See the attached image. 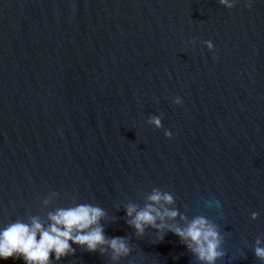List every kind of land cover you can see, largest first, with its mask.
<instances>
[{
	"label": "water",
	"instance_id": "water-1",
	"mask_svg": "<svg viewBox=\"0 0 264 264\" xmlns=\"http://www.w3.org/2000/svg\"><path fill=\"white\" fill-rule=\"evenodd\" d=\"M154 191L180 216L139 235ZM80 204L130 254L51 264H201L169 231L201 216L264 264V0H0V228Z\"/></svg>",
	"mask_w": 264,
	"mask_h": 264
},
{
	"label": "clouds",
	"instance_id": "clouds-1",
	"mask_svg": "<svg viewBox=\"0 0 264 264\" xmlns=\"http://www.w3.org/2000/svg\"><path fill=\"white\" fill-rule=\"evenodd\" d=\"M227 6L233 7L232 4ZM207 47L212 49V43H208ZM174 102L176 106L182 104L179 97L175 98ZM151 123L156 128L163 127L158 117L153 118ZM165 137L171 139V131H166ZM148 200L149 203L142 209L135 205L126 208L129 225L139 235H142L146 228L160 230L165 226L166 220H174L180 216L177 210L168 207L174 203L171 194L154 191ZM104 216L101 208L80 204L50 213L47 225L39 218H33L31 223L13 222L0 228V261L22 259L24 264H51L50 257L53 255L55 260L59 261L73 253V244L86 248L89 252H96L107 245L114 253V259L129 255L130 250L125 239L117 237L109 240L105 236L100 223ZM169 231L186 242L185 246L197 256L201 264H216L223 256L220 250V234L205 217L193 219L186 228H169ZM260 243L257 240L258 246L254 252L257 258L264 260V247H260Z\"/></svg>",
	"mask_w": 264,
	"mask_h": 264
}]
</instances>
